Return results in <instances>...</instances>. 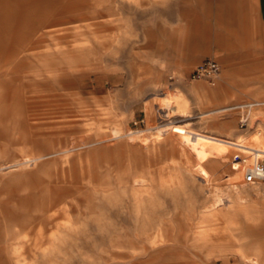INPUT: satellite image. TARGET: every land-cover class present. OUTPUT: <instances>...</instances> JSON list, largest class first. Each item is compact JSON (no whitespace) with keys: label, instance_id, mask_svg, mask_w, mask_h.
<instances>
[{"label":"rangeland","instance_id":"374dc122","mask_svg":"<svg viewBox=\"0 0 264 264\" xmlns=\"http://www.w3.org/2000/svg\"><path fill=\"white\" fill-rule=\"evenodd\" d=\"M24 3L0 0V264H264V184L230 164L264 146L196 157L178 127L264 133L252 12L231 32L205 0ZM208 58L215 83L190 78Z\"/></svg>","mask_w":264,"mask_h":264},{"label":"crops","instance_id":"0c3cea01","mask_svg":"<svg viewBox=\"0 0 264 264\" xmlns=\"http://www.w3.org/2000/svg\"><path fill=\"white\" fill-rule=\"evenodd\" d=\"M205 1H206V4L204 7H205V10H207L206 13H208V16H210L211 13L213 14L214 11H217L218 13L221 12L222 17L226 18L222 22V25L232 28L228 30L231 32L237 31L235 29L236 27H238L236 16L238 17V15L240 14L244 15L245 11H247L248 14L252 12V14L254 15L256 19L257 26H258L257 32L259 33L260 40L262 41L264 45V0H253L252 4L245 3L247 2L246 0H205ZM22 2H24V0H22ZM22 6H24L25 8L24 11L27 12L28 9H30L31 7V0H25V3L22 4ZM26 16L29 17L28 12L26 13ZM22 23L26 24L28 22L25 21ZM205 24L207 25V22ZM28 88H31V87L29 86ZM168 96L170 97V99H172L171 95H168ZM161 99H162L161 100V105H162L163 96L161 97ZM159 110H160V107H159ZM186 124L178 126L180 139L182 143L186 144L192 149L196 157L202 156V154L205 151L215 148V147L220 148V150H222L225 153H228V150H227L228 148H232L241 153H244L243 151H241V149H239V143L242 141L245 142V144L251 145V146H264V133L263 134L256 133L255 136L250 135L248 137L244 136V137H236V138H229V137L223 138V137H219L213 134L201 133V132H197L195 130L189 129ZM223 126H229V123H223ZM129 135L136 136L137 134L136 132H129ZM198 137H204L205 139H218L221 141H225L229 143L230 145L215 144L208 149L197 150L195 148V140ZM253 140H255V142H253ZM247 158L248 157H244L243 160L245 161L247 160Z\"/></svg>","mask_w":264,"mask_h":264},{"label":"built area","instance_id":"2783aa9c","mask_svg":"<svg viewBox=\"0 0 264 264\" xmlns=\"http://www.w3.org/2000/svg\"><path fill=\"white\" fill-rule=\"evenodd\" d=\"M219 65L218 63L212 59H205L202 63L198 64L189 74V77L192 79L195 78H203L208 81L210 84H214L218 75H219ZM259 104L258 102H247L240 104L238 107L242 110H247L251 108L253 105ZM246 120V117L243 119ZM250 163L242 164L240 163V173L244 183L247 184H255V183H264V152L261 154L259 151L252 152L250 154ZM239 159L236 160L240 162ZM235 160L232 161L234 163Z\"/></svg>","mask_w":264,"mask_h":264},{"label":"bare ground","instance_id":"6f19581e","mask_svg":"<svg viewBox=\"0 0 264 264\" xmlns=\"http://www.w3.org/2000/svg\"><path fill=\"white\" fill-rule=\"evenodd\" d=\"M172 103V101H171V99H170V97L168 96V95H164L163 96V103H162V105H161V107H160V113H164L165 112V110H167V109H170V104ZM249 152V151H248ZM250 153H252V151H250ZM233 160H235L234 161V163H232V162H230V164L232 165L231 167H232V169L233 170H235V171H232L231 173L234 175V176H236L237 178H238V181H239V184L240 185H244V183H242V182H240V178H241V175H240V168H239V166H240V163H242L241 161H243V162H245L243 159L242 160H240V162H238V161H236V159H233ZM256 184V183H255ZM264 184V183H263Z\"/></svg>","mask_w":264,"mask_h":264}]
</instances>
